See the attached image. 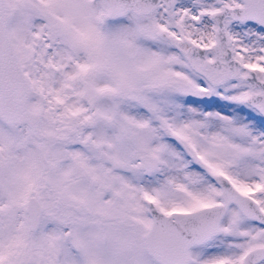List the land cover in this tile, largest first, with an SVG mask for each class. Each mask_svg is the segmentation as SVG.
Here are the masks:
<instances>
[{
	"label": "snow or ice",
	"instance_id": "6c2138e0",
	"mask_svg": "<svg viewBox=\"0 0 264 264\" xmlns=\"http://www.w3.org/2000/svg\"><path fill=\"white\" fill-rule=\"evenodd\" d=\"M0 264H264V0H0Z\"/></svg>",
	"mask_w": 264,
	"mask_h": 264
}]
</instances>
